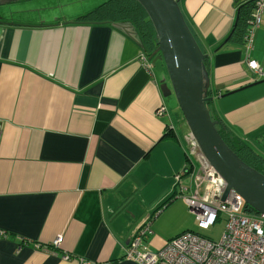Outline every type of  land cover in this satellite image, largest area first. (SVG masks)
<instances>
[{"label":"crops","instance_id":"obj_1","mask_svg":"<svg viewBox=\"0 0 264 264\" xmlns=\"http://www.w3.org/2000/svg\"><path fill=\"white\" fill-rule=\"evenodd\" d=\"M181 1L210 56L212 117L264 148V83L223 97L264 80L253 82L247 44H229L253 0ZM41 10L0 14V264H136L127 248L149 221L152 251L181 235L172 222L188 213L200 168L185 145L190 130L178 127L158 63L140 62L132 23L116 24L137 37L88 24V13L62 21ZM251 56L264 69V16Z\"/></svg>","mask_w":264,"mask_h":264},{"label":"water","instance_id":"obj_2","mask_svg":"<svg viewBox=\"0 0 264 264\" xmlns=\"http://www.w3.org/2000/svg\"><path fill=\"white\" fill-rule=\"evenodd\" d=\"M23 0H0V7ZM147 13L157 35V49L153 53L152 65L164 62L170 84L162 83L165 98L175 95L178 105L195 139L201 156L214 169L215 178L223 180L225 201L232 192L241 196L246 204L258 214H264V174L239 158L222 138L213 120L208 103L211 102V79L207 69L209 55L206 54L193 34L180 0H135ZM115 27L137 37L132 25L115 24ZM264 83V80L242 87L223 97ZM1 125V124H0ZM189 173V170L186 171ZM162 203L154 209L151 217L157 218L165 209Z\"/></svg>","mask_w":264,"mask_h":264},{"label":"built area","instance_id":"obj_3","mask_svg":"<svg viewBox=\"0 0 264 264\" xmlns=\"http://www.w3.org/2000/svg\"><path fill=\"white\" fill-rule=\"evenodd\" d=\"M263 16L264 0H256L254 18L246 37V63L253 73V82L264 78V69L251 56L255 33L261 27ZM139 60L145 68L150 69V59L146 54L141 55ZM164 112L163 107L159 114ZM1 129L2 125L0 132ZM186 140L189 156L198 159L200 168L193 170L194 192L190 197H184V200L191 212L197 215L201 229H209L225 215L227 220L222 238L216 242L199 233L184 232L167 242L163 248L152 251L147 244L152 234L150 222L143 225L130 242L126 259L136 264H264V214H245L246 204L235 192L222 201L227 184L215 178L216 172L201 156L190 132ZM62 240V237L57 239L54 246L59 247Z\"/></svg>","mask_w":264,"mask_h":264},{"label":"trees","instance_id":"obj_4","mask_svg":"<svg viewBox=\"0 0 264 264\" xmlns=\"http://www.w3.org/2000/svg\"><path fill=\"white\" fill-rule=\"evenodd\" d=\"M255 2L256 0H253L240 7L236 23L233 26V30L230 36L229 44H236L237 46L239 45L241 47H244L246 45V37L250 30V23L253 20L255 14ZM84 21L88 24L95 23L108 25L130 22L136 27L141 42L143 43L145 54H147L149 58H152L153 53L157 49V35L155 33L154 27L145 10L135 0H108L107 2L103 3L102 5L98 6L96 9L88 13ZM187 22L193 34L195 35V31L193 30L192 25L188 20ZM209 103L207 105L208 108ZM213 120L215 119L213 118ZM220 126L218 127V131L220 132L227 145L239 156V158H241L243 162L256 169L260 173L264 174V157L261 156L245 141L237 138L235 134L229 129ZM168 204L169 202L167 203V206ZM244 213L250 216L259 215L249 206H245ZM63 243L64 238L62 240V243L60 244V247Z\"/></svg>","mask_w":264,"mask_h":264},{"label":"rangeland","instance_id":"obj_5","mask_svg":"<svg viewBox=\"0 0 264 264\" xmlns=\"http://www.w3.org/2000/svg\"><path fill=\"white\" fill-rule=\"evenodd\" d=\"M108 0H23L21 2H17L11 5L0 7V14H16V12L22 11H30L36 10L37 8L42 9V14H58V18L62 21L69 20L70 18H78L79 16H83L84 14L90 13L92 10L96 9L98 6L107 2ZM181 6L183 8V2L181 1ZM24 15V14H21ZM20 15V16H21ZM16 18H18L16 14ZM157 68L163 71L164 76H167V70L164 65V62H158ZM169 80V78H168ZM167 101L172 102L174 107L176 108L175 113L178 114L176 121H178V127L182 129L185 127L187 131H189V127L186 123V120L182 114V111L178 105L177 99L175 95L167 98ZM249 144L262 156H264V148L257 146L253 140L249 142ZM186 148L189 151V146L185 142ZM264 146V145H263ZM198 165V162L195 161ZM187 212L177 213V221L172 222L171 229L173 231L180 232L182 234L186 229H192L194 232L201 234L211 240L216 242L220 241L222 238L225 227H226V216L222 215L220 221H218L215 225L211 226L209 229H201L198 226L197 215L192 213L189 207L187 206ZM174 214L170 213L169 217ZM187 232V231H185ZM184 233V232H183Z\"/></svg>","mask_w":264,"mask_h":264},{"label":"clouds","instance_id":"obj_6","mask_svg":"<svg viewBox=\"0 0 264 264\" xmlns=\"http://www.w3.org/2000/svg\"><path fill=\"white\" fill-rule=\"evenodd\" d=\"M165 206H167V205H165ZM153 217H154V216H153ZM154 218H155V217H154ZM154 218H153V219H154ZM149 223H150V221H149Z\"/></svg>","mask_w":264,"mask_h":264},{"label":"flooded vegetation","instance_id":"obj_7","mask_svg":"<svg viewBox=\"0 0 264 264\" xmlns=\"http://www.w3.org/2000/svg\"><path fill=\"white\" fill-rule=\"evenodd\" d=\"M166 204H164V206H165ZM163 207V206H162Z\"/></svg>","mask_w":264,"mask_h":264}]
</instances>
